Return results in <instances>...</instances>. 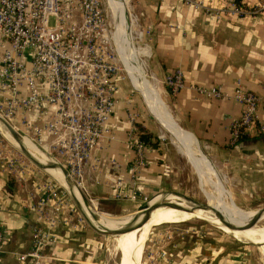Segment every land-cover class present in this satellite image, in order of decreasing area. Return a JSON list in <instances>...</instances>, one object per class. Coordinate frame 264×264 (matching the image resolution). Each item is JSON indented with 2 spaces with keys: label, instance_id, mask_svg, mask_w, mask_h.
<instances>
[{
  "label": "crops",
  "instance_id": "crops-1",
  "mask_svg": "<svg viewBox=\"0 0 264 264\" xmlns=\"http://www.w3.org/2000/svg\"><path fill=\"white\" fill-rule=\"evenodd\" d=\"M259 1L240 0V3L248 8ZM223 2L212 3L221 13L216 17L182 0H142L143 23L149 27L151 37L149 66L159 76L177 68L183 70L188 86L177 95H172L169 88L164 89L176 121L191 138L207 148L212 159L226 171V178L227 168L232 171L230 182L255 189L264 187V133H246L249 138L231 147L230 125L240 117L243 107L229 99H209L194 89L195 85H221L230 91L240 84L255 91L262 97L259 115L264 124V12L238 15L230 10L228 0L226 7ZM119 85V104L111 121L116 137H106L102 147L95 151L83 183L95 204L109 199L119 203L141 201L142 197L146 199L164 190L171 182L173 169L161 147L150 146L146 150L147 165L132 177L136 150L128 142L132 128L128 112L134 108L132 100L123 99L125 83ZM45 123L34 113L19 114L11 122L21 135L34 139L38 137L36 129H44ZM44 132L42 145L50 150L56 136L46 129ZM10 156L18 157L8 149L0 157L1 223L6 237L1 264H21L16 253L30 250L35 228L45 223L36 209L40 200L46 199L43 188L50 180L44 181L40 171L28 164V172L19 175L16 169L26 163L19 162L13 167L7 159ZM118 190L128 193L136 190L137 199L118 200L115 198ZM233 193L239 202H246L243 190L240 195ZM63 199V213L55 226L60 240L47 248L43 264H109L97 256L99 243L88 231L85 220L80 219L82 204L70 194L65 193ZM126 209L121 205L120 210ZM213 246L193 252L190 264H238L241 255L227 252L225 245L218 249ZM176 264L185 263L178 260Z\"/></svg>",
  "mask_w": 264,
  "mask_h": 264
},
{
  "label": "built area",
  "instance_id": "built-area-1",
  "mask_svg": "<svg viewBox=\"0 0 264 264\" xmlns=\"http://www.w3.org/2000/svg\"><path fill=\"white\" fill-rule=\"evenodd\" d=\"M123 1L126 21L114 0H0V115L10 123L19 114L40 115L46 123L44 129H36L39 148L62 164L80 187L92 167L95 151L106 137H116L111 121L119 104L121 76L131 80L136 52L150 48L146 42L136 43L146 32L136 33L139 16L132 14L131 0ZM182 1L212 9L206 0ZM229 3L230 10L238 15L264 12L263 0L248 8L240 0ZM137 57L140 61L150 56ZM163 83L173 95L188 86L181 68L164 76ZM194 89L209 99H229L243 107L240 117L230 125L233 143L242 134L264 133L259 115L262 97L257 92L240 84L230 91L221 85H195ZM128 119L132 125L128 142L136 150L135 178L147 165L150 145L135 134L134 110L128 112ZM45 129L56 136L50 150L42 145ZM2 150L0 146V157ZM10 164L16 167L17 163ZM16 171L24 176L28 169L23 165ZM44 190L46 199H41L36 211L45 223L35 228L30 250L16 253L21 264H43L47 248L60 240L55 226L63 213L66 192L51 181ZM137 196L136 190L115 193L118 200H136ZM1 214L0 207V264L6 240Z\"/></svg>",
  "mask_w": 264,
  "mask_h": 264
},
{
  "label": "rangeland",
  "instance_id": "rangeland-1",
  "mask_svg": "<svg viewBox=\"0 0 264 264\" xmlns=\"http://www.w3.org/2000/svg\"><path fill=\"white\" fill-rule=\"evenodd\" d=\"M216 1L218 2V0H206V5L212 7L211 11H208L206 8L201 9H204L205 12L212 14L213 16L218 17L219 15L220 17L221 13H218V8L213 5L216 3ZM223 1V4L225 5L222 3L220 5L226 7L227 0ZM124 3L126 4L125 1ZM131 3L133 5L131 8L132 14L139 16V20H136L134 30L136 33L141 30H145L146 32L143 40H140L139 38L135 41L136 43L139 42L140 44L146 42L151 46V37L148 33L149 27L143 23L145 14L142 9V0H131ZM143 50L145 51V54L150 56L149 48H144ZM142 59L146 62L145 74L147 77V82H151V84L155 86L161 101L167 104L170 114L172 113V118L174 121H176L171 102L167 98L166 91L164 90L165 88H169L163 83L164 76L156 75L151 71L149 66L150 58H141V61ZM120 82L125 83L126 85L123 99H130L133 103V108L137 116V120L134 125L136 127V131H144L145 133H148V135L151 136V140L150 142H146L152 147H161V149L167 153L166 160L169 161L170 168L173 169H171V182L164 190L152 193L147 196L146 199L142 197L141 201H123L122 203L109 199L105 201L100 200L99 203L96 202L97 204H95L90 199V195L88 193L89 191L87 192L86 189L78 186V192H80L79 194L81 195L82 193L85 195L86 205L89 209L98 213V216L102 214L106 220H112L115 222L116 220L129 215H135L136 217L139 216L142 213V209L159 195H163L164 197L167 195H178L188 201L192 200L198 203H209V194L207 191L213 193L215 197L222 199L233 198L234 205L245 211H259L264 208V187L248 189L249 187L237 186L233 181L230 182L229 177L232 176V171L227 168L226 178V171H224L222 167L219 166V163L212 159L207 148L198 139L195 137V139H193L183 132L181 126L176 121L180 127V131L185 136L187 135L186 137L188 139L190 138L189 140L196 141L197 150L199 149L198 151L201 152V154L208 160V163L213 166L212 168L214 169L216 176L215 180L218 178L219 189L221 190L217 192L216 189H214V187L211 185L213 181L211 179L206 180V178L203 176V167L194 161L195 159L193 156H188L187 154H184L180 151L179 147L175 143L173 134L164 125H162L158 117L151 109L150 105L147 103L144 93L141 90L135 88L132 81L129 79V77H126V75L121 76ZM183 130L186 131L184 128ZM0 132V146H2V151H4V149H8L10 152H14L18 155V157L10 156L11 158L9 157L7 159L13 163L24 162L26 164L23 165L26 168L27 164L31 167H34V169H36L38 172L40 171V177H42L44 181L50 180L53 182V185L60 187L64 193L66 192L76 199L72 193V188L65 186L53 175L54 168L45 170L38 167L13 140L11 133L1 125ZM27 136L38 147H40L36 139L30 135ZM231 139L232 136L230 132L228 140L229 145L231 147H236L239 141L233 143ZM50 157L51 156L49 155V158ZM242 190L245 192V198L243 199H245L246 202L244 204L239 202L233 193L237 192L240 195ZM81 201L84 205V201ZM162 201H166V199L163 198ZM209 204L211 205V203ZM121 205L127 209L120 210ZM81 208L82 216L80 219L85 220L88 231L91 234H94V237L99 243L100 249L98 250L97 256L105 259L109 264H120L122 257L121 252L116 246L115 235H107L106 233L99 230L101 227L96 224L98 221L97 217L91 214L92 211L89 209L87 210L90 212L91 216L88 215L86 207L81 205ZM172 219V221L153 223L145 229L139 231V264H176L178 263V260H183L185 264H190L192 260L190 258L191 254L193 252H197L198 250L203 251L204 249H202V247L206 248L210 244L214 245L212 247L214 249H218L225 245L227 252H231L235 255H241L240 257L238 256V264H264V251H262V245L260 243L253 242L243 234H234L232 231L228 229H222L218 224L201 217L191 218L187 216H178ZM261 219L264 220L263 217ZM260 224L264 226V222H261Z\"/></svg>",
  "mask_w": 264,
  "mask_h": 264
},
{
  "label": "bare ground",
  "instance_id": "bare-ground-1",
  "mask_svg": "<svg viewBox=\"0 0 264 264\" xmlns=\"http://www.w3.org/2000/svg\"><path fill=\"white\" fill-rule=\"evenodd\" d=\"M114 1L116 6L120 9L123 19L126 21L125 19L126 4L124 3L123 0L122 1L114 0ZM144 48H149V47L146 46ZM139 54L145 55V51L143 50L141 52L137 51L134 60H132L133 68L130 70V76L134 87L137 88L138 90H141L144 93L147 103L150 105L151 109L158 117L162 125H164L173 134L175 138L173 139L175 140V143L179 147L180 151L184 154H187L188 156H193V158L195 159L193 160L203 167L204 169L203 176L206 178V180L211 179L213 181L211 185L214 187V189H216L217 192L221 191L219 189L218 178L217 180H215L216 176H215V171L212 168L213 166H211L210 163H208V160L201 154V152L198 151L199 149L197 150L196 141L189 140L190 138L188 139L186 137L189 134L186 131H184L182 127H181L182 131L185 132L187 135L185 136L180 131L179 125L172 118L171 116L172 113L170 114L167 104L161 101L155 86H153L151 82H147L146 79L147 77L145 74L146 66L144 62L142 63L141 60L138 61L137 56ZM0 125L3 126V128L7 129L1 122ZM11 135L13 136V140L19 145L20 148L21 145L22 146L24 145L31 153H33L35 156H37L45 163H50L52 161L47 154L46 156L39 149V147H37V145L31 141L29 137H24V142L21 143L19 142L17 137H15V135H13L12 133ZM53 175L57 179H59L65 186L69 187V181L67 179V176L63 173L61 168L59 167L54 168ZM77 187H78L77 185L73 186V188L71 189L72 193L76 197L77 201L80 204H82V206H84L81 201L83 200V197L81 194H79L80 192H78L79 190ZM207 192L209 194L208 195L209 203H211V205L219 209L224 214L227 221H225L220 215L213 213L211 210H205L202 208L194 207L193 202L185 200L178 195H167L165 197L163 195H160L154 198L150 203L155 204L162 201V199L165 198L167 201H171L172 203H179L185 208L179 209L169 205L159 206L147 211L146 213H144L139 217H136L135 215H129L126 217H122L116 220L115 222H113L112 220L108 221L102 216V214L98 216L99 214L97 213L98 221L95 222L101 228H110V229H120V228L123 229L129 224L135 223V228L115 234L116 246L121 252V257H122L120 264H139L138 251L140 249V245L138 239H139L140 230L145 229L149 225L156 222L172 221L173 220L172 218L178 216H187L191 218L201 217L208 219L218 224L222 229H228L232 231L234 234H243L247 238L251 239L253 242L260 243L262 245V251H264V226L260 224L261 222L263 223L264 220L260 219L255 225L246 224L254 217V215H256V213H258V211H248V210L245 211L234 205L233 198L222 199L219 197H215V195L209 191ZM87 213L88 215L91 216L88 210ZM262 217L264 218V212ZM233 223L235 225H233Z\"/></svg>",
  "mask_w": 264,
  "mask_h": 264
},
{
  "label": "water",
  "instance_id": "water-1",
  "mask_svg": "<svg viewBox=\"0 0 264 264\" xmlns=\"http://www.w3.org/2000/svg\"><path fill=\"white\" fill-rule=\"evenodd\" d=\"M0 122L9 130L10 133H12L13 135H15V137H17L19 142H21V143L24 142V136L21 135L1 115H0ZM21 149L38 167H40L42 169L48 170L49 168H56V167L61 168L63 173L67 176V179L69 181V187L73 188V186H76L73 178L70 176L69 172L66 170V168L62 164L54 162V161H51L50 163H45L41 159H39L37 156H35L33 153H31L24 145L23 146L21 145ZM82 196H83V201H84V207L89 209L88 206L86 205V199H85L86 197H85V195H83V193H82ZM190 201L193 202V204H194L193 206L194 207L202 208V209H205V210H211L213 213H215L217 215H220L225 221H227V219L225 218L224 214L219 209H217L215 206L210 205L209 203H198V202H195V201H192V200H190ZM167 205L173 206V207H176V208H179V209L185 208L182 205H180L179 203H172L171 201H167V200L166 201H160V202L155 203V204L149 203L147 206H145L142 209V213L139 216L143 215L144 213H146L147 211H149V210H151L153 208H156V207H159V206H167ZM89 210H91V209H89ZM91 211H92L91 214H93V215H95L97 217V213L94 212L93 210H91ZM263 212H264V208L259 210L258 213H256V215H254V217L250 221H248L246 224H252V225L257 224V222L262 218ZM139 216H137V217H139ZM233 225H235V224L233 223ZM133 228H135V223L129 224L128 226H126L123 229H121V228L120 229L99 228V230H101L102 232L106 233L107 235H115V234H118V233H121V232H124V231L131 230Z\"/></svg>",
  "mask_w": 264,
  "mask_h": 264
},
{
  "label": "trees",
  "instance_id": "trees-1",
  "mask_svg": "<svg viewBox=\"0 0 264 264\" xmlns=\"http://www.w3.org/2000/svg\"><path fill=\"white\" fill-rule=\"evenodd\" d=\"M139 136H140L141 139H143V140H145L147 142H150V140H151V136L148 135V133H145L144 131H140ZM247 138H249L248 135L242 134L241 137H240V139H239V142L241 140H244V139H247Z\"/></svg>",
  "mask_w": 264,
  "mask_h": 264
}]
</instances>
